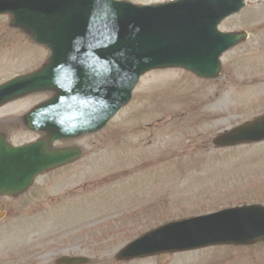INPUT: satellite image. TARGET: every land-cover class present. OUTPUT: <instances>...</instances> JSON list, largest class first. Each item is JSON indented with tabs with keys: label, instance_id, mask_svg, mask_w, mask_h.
Listing matches in <instances>:
<instances>
[{
	"label": "rangeland",
	"instance_id": "rangeland-1",
	"mask_svg": "<svg viewBox=\"0 0 264 264\" xmlns=\"http://www.w3.org/2000/svg\"><path fill=\"white\" fill-rule=\"evenodd\" d=\"M156 4L172 0H121ZM225 32L249 37L221 57L215 78L169 67L145 73L132 99L100 131L62 140L77 161L39 176L17 197L0 196V264H264V241L119 260L122 248L172 220L222 208L264 205V141L217 139L264 116V0H248ZM50 49L0 14V83L46 64ZM40 91L0 107V133L14 145L41 140L25 115L52 97ZM222 121L218 127L214 123Z\"/></svg>",
	"mask_w": 264,
	"mask_h": 264
},
{
	"label": "water",
	"instance_id": "water-1",
	"mask_svg": "<svg viewBox=\"0 0 264 264\" xmlns=\"http://www.w3.org/2000/svg\"><path fill=\"white\" fill-rule=\"evenodd\" d=\"M245 6L244 0H177L139 6L116 0H0V13L50 47L41 70L0 86V105L52 89L56 95L27 114L30 128L47 131L40 141L14 147L0 135V194L18 195L43 171L81 155L76 147L53 149L59 139L102 128L132 97L151 68L184 66L216 77L220 56L246 34L222 33L218 25ZM264 140V116L222 134L220 146ZM264 239V207L225 209L170 222L128 244L120 259L179 252L216 244ZM63 257L59 264H82Z\"/></svg>",
	"mask_w": 264,
	"mask_h": 264
},
{
	"label": "bare ground",
	"instance_id": "bare-ground-1",
	"mask_svg": "<svg viewBox=\"0 0 264 264\" xmlns=\"http://www.w3.org/2000/svg\"><path fill=\"white\" fill-rule=\"evenodd\" d=\"M220 124H222V121H220L219 123L218 122L214 123L215 127H218Z\"/></svg>",
	"mask_w": 264,
	"mask_h": 264
}]
</instances>
